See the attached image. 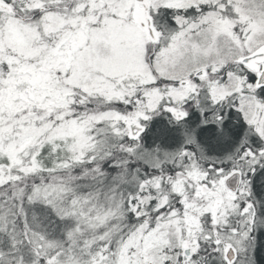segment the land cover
<instances>
[{"label": "snow or ice", "instance_id": "obj_1", "mask_svg": "<svg viewBox=\"0 0 264 264\" xmlns=\"http://www.w3.org/2000/svg\"><path fill=\"white\" fill-rule=\"evenodd\" d=\"M0 264H264V0H0Z\"/></svg>", "mask_w": 264, "mask_h": 264}]
</instances>
